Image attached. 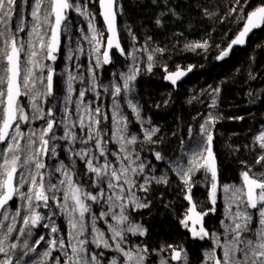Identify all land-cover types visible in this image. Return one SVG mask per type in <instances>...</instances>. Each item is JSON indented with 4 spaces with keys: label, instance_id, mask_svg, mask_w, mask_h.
Listing matches in <instances>:
<instances>
[{
    "label": "trees",
    "instance_id": "1",
    "mask_svg": "<svg viewBox=\"0 0 264 264\" xmlns=\"http://www.w3.org/2000/svg\"><path fill=\"white\" fill-rule=\"evenodd\" d=\"M262 5L264 0H115L123 53L120 56L113 51L112 59L123 57L117 62L126 67L128 55L143 53L142 70L132 82L139 112L134 113L135 123L128 121L124 125L125 131L133 135L127 139H123L120 124L117 132L113 125L106 126L98 112L100 103L92 101L96 117L91 115L88 130L81 127L79 135L76 129L80 125L70 124L74 95L68 98L64 77L61 90L54 91L60 96V106L54 109L58 112L56 117L61 122L68 119V123L58 133H51L53 145L48 150V158L56 170L52 171L51 180L45 179L41 184L48 193L41 206L44 208L56 199L62 180L60 168L64 165L72 176L84 218L89 213L96 215V225L104 229L108 223L110 231L120 221L140 229L132 236L125 233L121 250H114L112 245L88 250V253L95 252L99 264H122L124 256L120 251L127 250L140 252L149 262H154L147 250L150 246L156 247L159 253L156 264H173L169 257L175 250L181 252L180 247L185 263L189 261L188 256L195 257L186 264L213 260L206 258L202 262L203 253L210 250V238L199 241L185 228L186 194L190 193L199 204H208L204 196L208 193L207 184L199 182L203 169L191 175L196 164L187 152L186 133L196 123L199 125L201 115L207 113L208 124L215 129L213 161L222 186L237 183L241 167L246 164L249 167L244 169H250L255 162L256 157L251 156L252 150L257 149L253 141L264 127V27L253 33L245 49L228 53L225 49L228 41L242 29L246 17ZM94 6L98 16V6ZM129 46L135 49L129 52ZM173 60L187 66L190 76L183 75L170 84L164 78L159 79L160 67L156 64ZM173 74L165 77L169 79ZM93 81L85 79L82 88L90 89ZM57 84L55 80L54 86ZM104 118L108 123L106 113ZM107 127L112 129L109 142L105 140L109 134ZM136 131L140 137H136ZM99 134L103 139L96 140ZM187 155L192 165L186 176L183 172L180 178L176 164H180V156L188 158ZM57 202L64 204V198ZM66 211L63 206L54 211L55 234L64 233ZM218 213L216 208L211 218L219 226L222 220L218 219ZM208 221L204 225L206 229ZM84 223L85 227L91 226L88 220ZM234 226L231 223L229 229ZM256 227L254 223L247 231L238 228L231 233L241 241L252 236ZM218 229L211 228V236ZM221 229L223 232L222 226ZM87 235L85 232L84 239ZM212 239L216 241V236ZM8 242V238L1 240L5 252L10 251ZM86 247L89 248L87 242ZM253 260L264 264V259L259 261L253 257Z\"/></svg>",
    "mask_w": 264,
    "mask_h": 264
},
{
    "label": "rangeland",
    "instance_id": "2",
    "mask_svg": "<svg viewBox=\"0 0 264 264\" xmlns=\"http://www.w3.org/2000/svg\"><path fill=\"white\" fill-rule=\"evenodd\" d=\"M15 1L4 0L0 6V123L3 120L6 97L8 72L6 57L13 41L16 42L20 53L19 82L22 93L21 103L17 105L16 124L5 144H0V197L6 171L10 168H15L18 171L13 203L6 207L0 215V237L2 241L8 238L9 245L16 246L15 251L21 249L20 245L25 246L30 241L28 244L30 247L24 253L28 259L26 264H99L98 257L94 255L95 252L88 253L86 242L95 251L106 249L109 245L118 251L121 250L120 247L125 242L126 235H135L140 229L120 221L118 225H115V229L110 231L108 223L104 229L96 225V215L89 213L88 217L84 218L79 195L73 188L72 176L67 170L61 171L60 169L61 187L57 195L54 196L58 200L64 198L65 206L63 205V208L67 209L65 226H63L64 233L55 234V226L49 225L45 220L40 223L38 217L29 220L30 210L44 209L41 204L48 198V193L41 184L45 179L51 180V173L56 170L52 159L48 158V150L53 145L51 133H58L61 131L62 125L68 123V119L61 122L56 116H52L54 109L60 106L59 93L56 94L54 91L61 90L63 77L68 84L66 90L68 98H72L74 95L70 124L78 123L80 125L76 129L78 134H82V129L88 130L87 125H89L91 115L96 117L97 112L93 113V105L90 101L96 102V104L100 103L98 110L100 118L106 123V126L107 124L110 127L113 125L115 132L119 124L121 108L132 113L139 112L132 88V82L139 71L137 65L139 59L134 62L130 58L126 67H121L117 62L121 61L123 57L118 60L111 59V57L108 60H103L106 33L95 13L94 6L95 4L99 5V0L97 3L94 2L91 7L80 3V5L72 4L68 1L70 11L62 26L63 45L58 54H53L47 49L49 30L52 24L51 0ZM22 2L27 5L20 8L18 3ZM30 19L38 22L42 27L37 28L34 23H30ZM48 20L49 27L44 29ZM26 29H28V33ZM122 53L123 51L119 55L122 56ZM82 66L93 68V73L81 72L80 67ZM114 67H118L116 69L118 71H114ZM51 71H54L53 76L50 75ZM85 79H90L91 82L94 79L90 89L82 88ZM55 80L59 82L56 86H54ZM70 83L72 87L69 85ZM44 94L46 99L43 102ZM105 113L108 123L104 118ZM81 127L82 129H80ZM110 130L112 131L107 127L106 132L109 133L105 135L107 142H109V136L111 137ZM206 130L207 132L201 127L192 131L189 129L186 133V145L188 144V155L192 156L196 164L191 175L199 173L203 169L199 182L205 181L204 184H207L205 186L208 190V204H199L190 193L186 195L185 199L186 203L193 202L200 214L210 216L206 222L212 219L211 215L214 214L216 208L222 212L224 219L219 224V229L214 231V236H211V221L210 224L209 222L207 224L208 229L203 226L201 230L192 232L188 218L185 217V228L192 238H197L199 241L210 238L208 241L210 250L203 253L202 262L206 258L211 260L213 258V260L211 263L203 264H257V260L254 261L253 257L254 259L258 258L259 261L264 259V131L254 138L253 146L257 149L252 150L251 156H255L256 159L250 169L245 172L251 181L257 183L256 200L250 203L244 192L245 177L243 174L240 175L237 183L224 186L219 184L213 161L215 129ZM195 131H198L197 136L191 138ZM210 138L211 140H209ZM101 139L103 138L99 134L96 140ZM96 146L99 147V142L96 143ZM189 156L188 158L180 156V164H176L180 178L183 172L186 176V171L192 165ZM41 159L44 164L39 177L37 166ZM27 175H33L30 182L26 179ZM189 183L191 185V179ZM71 209L73 212L70 211ZM85 220H88L91 226L85 227ZM231 223H234L235 226L229 229ZM254 223L257 225L252 234L254 239H250L252 238L250 236L239 241L231 233L238 228L247 231ZM16 224L19 226L18 229L13 228ZM85 232H88L87 239H84ZM215 236L216 241L212 239ZM218 241L220 242L217 244ZM49 242L52 245H49ZM216 245L217 250L215 249ZM180 250L182 255L178 264H186L181 247ZM120 252L124 256L122 264H156L149 262L147 257L141 256V253L135 250ZM98 254L101 255L100 252ZM20 256L21 254L17 255V257Z\"/></svg>",
    "mask_w": 264,
    "mask_h": 264
},
{
    "label": "water",
    "instance_id": "3",
    "mask_svg": "<svg viewBox=\"0 0 264 264\" xmlns=\"http://www.w3.org/2000/svg\"><path fill=\"white\" fill-rule=\"evenodd\" d=\"M53 25L50 31V39L48 50L53 54H58L62 47L61 28L65 19L66 13L70 11L67 0H52ZM98 16L103 23L106 40L104 48V60H108L112 50L121 52L120 37L118 32L115 0H99ZM264 27V5L260 6L250 13L242 26V29L234 37L226 52H233L236 49H245L249 38L253 33ZM7 64V82H6V97L4 103L3 120L0 126V144L3 145L7 141L14 125L17 121V104L21 98L20 88V53L15 42H12L6 57ZM54 75V71L50 72ZM211 140V138H210ZM16 175L17 169L10 168L5 174L2 184V195L0 197V215L3 210L12 204L16 194ZM243 182L244 192L248 202L253 203L256 200L257 184L251 181L248 176H244ZM208 215L200 214L193 202H188L187 218L188 224L192 232L201 230L204 226V219ZM182 253L175 250L171 254V262L178 264L181 261Z\"/></svg>",
    "mask_w": 264,
    "mask_h": 264
},
{
    "label": "bare ground",
    "instance_id": "4",
    "mask_svg": "<svg viewBox=\"0 0 264 264\" xmlns=\"http://www.w3.org/2000/svg\"><path fill=\"white\" fill-rule=\"evenodd\" d=\"M18 0H16L15 2H17ZM67 1H69L70 3L72 2V4H76V5H78L79 3L80 4H84L86 7H91L92 6V4L94 3V0H67ZM69 2H68V4H69ZM4 3V0H0V6H2V4ZM30 4V3H29ZM28 4V5H29ZM79 4V5H80ZM25 5H27L26 3H24V2H22V3H18V6L20 7V8H22V7H24ZM69 7H70V5H69ZM51 8H52V0H51ZM51 8H50V11H51ZM51 15H52V24H51V27H50V30H49V39H50V31H51V28H52V25H53V13H52V11H51ZM66 16H67V13H66V15H65V19H66ZM48 19V18H47ZM64 19V20H65ZM31 20V19H30ZM100 20V19H99ZM47 20L45 19V22H46ZM30 23H34L35 25H36V27L37 28H41L42 26H41V24H39L38 22H35V21H33V20H31V22ZM64 23V22H63ZM100 24H102L103 25V23L101 22V20H100ZM62 26H63V24H62ZM49 27V20H48V22H47V24L45 25V28L44 29H46V28H48ZM26 32L28 33L29 31H28V29H26ZM61 37H62V28H61ZM234 39V38H233ZM233 39H230L229 41H228V45H227V47L230 45V43L232 42V40ZM13 42H15V41H13ZM15 44H16V42H15ZM48 44H49V41H48ZM48 44H47V48H48ZM11 45H12V43H11ZM16 47H17V44H16ZM227 47H226V49H227ZM10 48H11V46H10ZM17 49H18V47H17ZM129 52H131V51H133L135 48H132L131 46H129ZM226 49H225V51H226ZM227 53V52H226ZM129 56V58H128V62H130V58H132V61H134V62H137V59H139V61H138V63H137V65H138V68H139V71H138V73H137V75L136 76H139L138 74L140 73V71L142 70L141 69V65H143V61H142V56H143V53L140 55V56H138L137 54H135V53H131L130 55H128ZM157 66H158V70L160 71V73L159 74H161V76L159 75V79L161 78V79H165L166 80V82H168V83H170V84H173L175 81H177V80H179V79H181L182 77H183V75H186L187 77H189L190 75H189V69H185L187 66H185V65H181V64H179L178 62H176V61H172V62H164V64H162V65H160V63L159 64H156ZM80 69H81V72H90V73H93V71H94V69L93 68H91V67H89V66H82V67H80ZM174 74H173V73ZM169 73H171V74H173V75H171V76H169V79H167V77H165L167 74H169ZM172 76H175V77H173V78H171ZM136 78V77H135ZM134 78V79H135ZM156 79H158V76H157V78ZM171 79H175L174 81H171ZM179 82V81H178ZM176 84V83H175ZM173 85V86H176V85ZM44 99H43V102L45 101V99H46V95L44 94V97H43ZM134 99H135V103L137 104V101H136V97H135V94H134ZM213 106H215V105H212V106H210V107H213ZM206 107V106H205ZM58 115V112H54L53 113V115L52 116H57ZM203 116V117H202ZM201 123L199 124V125H197L198 123H196V125H194V128L192 129V130H194V129H197V127L198 126H200V125H202L201 126V128H203V129H205V131L207 132V130L206 129H211V131H212V124H208L209 123V120H208V118H207V113H203L202 115H201ZM205 117H206V120H205ZM57 118V117H56ZM123 120H125L124 121V123L126 122V121H131L132 123H135L136 122V120H137V117H136V115L134 114V113H132V112H130V111H128V110H126V109H124V108H121V114H120V119H119V124H120V126H119V130H120V128H121V132H122V130H123V139H127L128 137H130V136H133L132 134H130V133H127L126 131H125V128H124V123H122V121ZM1 124H2V122L0 123V126H1ZM208 124V125H207ZM203 126H205V127H203ZM210 126H211V128H210ZM264 127H261V130H259V132H258V134H260L261 132H263L264 131V129H263ZM117 129H118V127H117ZM117 132V131H116ZM137 136L136 137H140L141 136V134L138 132V131H136V133H135ZM197 134H198V131H195L194 133H193V135L191 136V138H193V137H196L197 136ZM186 137H187V135H186ZM210 140V139H209ZM209 140H208V143H209ZM43 164H44V162L42 161V159L40 160V162H39V165L37 166V173H38V176L40 177L41 176V169H42V166H43ZM246 167H249L248 165H246V164H244L242 167H241V169H240V171H239V173L241 172V170H242V172H241V174H243L244 176H247V174H245V172H247V170L249 169V168H247L246 170L244 169V168H246ZM61 171L62 170H66V168H65V166L64 165H62L61 166ZM9 170V169H8ZM8 170L6 171V173L8 172ZM5 173V174H6ZM239 173H238V175H239ZM17 174H18V171H17ZM28 174H29V172H28ZM4 177H5V175H4ZM16 178H17V175H16ZM26 179H27V181L28 182H30V180L31 179H33V175H27L26 176ZM256 183V182H255ZM3 184V183H2ZM257 184V183H256ZM190 189V188H189ZM187 195V194H186ZM205 197H207V199H208V193H207V191H206V193H205V195H204ZM13 203V202H12ZM63 205H65V204H59V202H57V199H53L50 203H48V205L46 206V207H44V209H41V208H37V209H33V210H30V217H29V220H31V219H33L34 217L36 218V217H38V219H39V221H40V223H41V221L42 220H45L49 225H52V226H55L56 225V221H55V218H54V211L56 210V209H58L59 207H61V206H63ZM187 205H188V203H187ZM8 207V206H7ZM64 207V206H63ZM187 210H188V206H187V209H186V213H185V217L187 216ZM222 216H223V214H222V212H219L218 213V219H221V220H223L224 219V217L222 218ZM210 217V216H209ZM208 216L204 219V225H205V222H206V220H207V218H209ZM210 221H211V228L212 229H214V228H218V225L217 224H215L214 223V221L212 220V219H209V224H210ZM31 222V221H30ZM215 222H217V219L215 220ZM30 224V223H29ZM30 227H31V224H30ZM214 227V228H213ZM14 229H18L19 228V226H17V224H16V226H14L13 227ZM29 242L30 241H28L27 242V244L25 245V246H22V245H20L21 246V249L20 250H17V251H15V247L16 246H10V251L9 252H5L4 250L5 249H3V247L1 246V237H0V264H5L6 262H8V264H26L27 263V261H28V259H26V256H25V250H27L28 249V247H30V246H28V244H29ZM205 245H206V243H204ZM90 249H92L91 247H89V248H87V250H90ZM200 249H202V248H200ZM147 250L149 251V254H150V258L154 261V262H157L158 260H159V253L157 252V248L156 247H152V246H150V249L149 248H147ZM18 254H21V256L20 257H17V255ZM192 259H193V257L192 256H188L187 257V260H189V261H192ZM11 261V262H10ZM189 261H186V263H188ZM10 262V263H9Z\"/></svg>",
    "mask_w": 264,
    "mask_h": 264
},
{
    "label": "flooded vegetation",
    "instance_id": "5",
    "mask_svg": "<svg viewBox=\"0 0 264 264\" xmlns=\"http://www.w3.org/2000/svg\"><path fill=\"white\" fill-rule=\"evenodd\" d=\"M63 45V44H62ZM61 50H62V47H61ZM61 50H60V52H61ZM121 51H123L122 50V47H121ZM112 53H113V51H111V54H110V57H111V59H112ZM110 59V58H109ZM154 263V262H153Z\"/></svg>",
    "mask_w": 264,
    "mask_h": 264
}]
</instances>
